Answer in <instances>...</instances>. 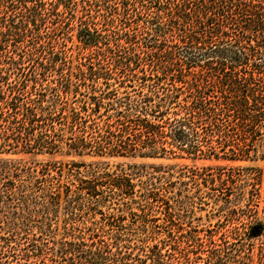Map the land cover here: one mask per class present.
Listing matches in <instances>:
<instances>
[{"label":"trees","instance_id":"1","mask_svg":"<svg viewBox=\"0 0 264 264\" xmlns=\"http://www.w3.org/2000/svg\"><path fill=\"white\" fill-rule=\"evenodd\" d=\"M68 41L81 59L50 47ZM214 145L264 147V0H0V154L196 159ZM32 160L0 157V246L31 242L14 244L37 260L52 238L71 258L85 240L71 231L95 241L164 215V181L143 168Z\"/></svg>","mask_w":264,"mask_h":264},{"label":"rangeland","instance_id":"2","mask_svg":"<svg viewBox=\"0 0 264 264\" xmlns=\"http://www.w3.org/2000/svg\"><path fill=\"white\" fill-rule=\"evenodd\" d=\"M68 37L75 40L71 29ZM54 45L50 47L62 50L67 57L73 55L76 60L83 57L71 41L66 47ZM26 51L28 47L22 45L18 53ZM14 79H18L16 74L8 82ZM155 80L146 85L157 91ZM135 90L141 91L136 85L119 88L120 93L128 91L132 96L136 95ZM146 91L145 88L143 93ZM157 100L155 97L154 102ZM192 151L173 147L164 157L0 154V157L24 158L27 162L34 159L39 166L55 161L58 164L104 161L110 170L134 173L143 168L144 182L148 181L146 173L164 181V215L153 213L149 217L153 221L146 229L138 224L139 216H133L135 224L119 227L118 232L107 227L100 229L97 231L100 239L95 241L89 238L90 231L76 229L69 233L84 236L85 240L81 251L76 250L71 258L62 257L52 238L35 242L44 244V252L37 260L35 252L27 256L30 251L26 252L25 248L31 249V245L23 249L14 244L31 242L12 241L10 248L0 246V264H94V256L101 257L98 264H264V147L249 148L247 159H240L243 152L232 146H201L198 153L206 158L195 159ZM213 153H218L219 158H214ZM114 234L120 240H113ZM65 235L68 233L60 227L57 239ZM162 237L164 243H160Z\"/></svg>","mask_w":264,"mask_h":264},{"label":"water","instance_id":"3","mask_svg":"<svg viewBox=\"0 0 264 264\" xmlns=\"http://www.w3.org/2000/svg\"><path fill=\"white\" fill-rule=\"evenodd\" d=\"M255 228H257V227H255ZM258 229V228H257Z\"/></svg>","mask_w":264,"mask_h":264},{"label":"flooded vegetation","instance_id":"4","mask_svg":"<svg viewBox=\"0 0 264 264\" xmlns=\"http://www.w3.org/2000/svg\"><path fill=\"white\" fill-rule=\"evenodd\" d=\"M255 230H257V229H255Z\"/></svg>","mask_w":264,"mask_h":264}]
</instances>
